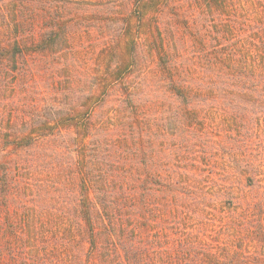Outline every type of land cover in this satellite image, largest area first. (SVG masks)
Listing matches in <instances>:
<instances>
[{
  "label": "rangeland",
  "instance_id": "1",
  "mask_svg": "<svg viewBox=\"0 0 264 264\" xmlns=\"http://www.w3.org/2000/svg\"><path fill=\"white\" fill-rule=\"evenodd\" d=\"M0 7V264H264V0Z\"/></svg>",
  "mask_w": 264,
  "mask_h": 264
},
{
  "label": "trees",
  "instance_id": "2",
  "mask_svg": "<svg viewBox=\"0 0 264 264\" xmlns=\"http://www.w3.org/2000/svg\"><path fill=\"white\" fill-rule=\"evenodd\" d=\"M0 15H3L2 14V8L0 7ZM4 29H7L6 25H1L0 26V30H4ZM44 47H38V49H43ZM264 57V47L263 49L261 50V53H259L257 55V61L261 58ZM175 79L172 80L171 78V83H172V89H174V91L177 93L178 96L188 100V98L191 96V95H188V91L191 90V88L189 86H177L175 84ZM102 221H104L102 218H101ZM110 221V220H109ZM88 223L90 224V227H92V222H91V219L88 218ZM112 225V224H111ZM89 230L88 232V240L91 244V247L94 246L95 242L96 241H103L104 243L106 244H109L110 248H106V250H95V253H93V257H96V256H99V257H104V256H110V254L112 255V253H114L115 255H120V252L122 251L123 255H125L127 258H129V256H146V250L145 248L143 247H138V246H135L133 244V238L132 236H128V235H125L124 232H116L114 228H106L107 230H103L102 232H96L94 229H91ZM11 228H9V236L11 238ZM23 241H19L17 245H21ZM237 244H239L237 242ZM6 246V245H5ZM16 245L11 243L10 241H8V251L10 253L11 256L14 255L13 253V247H15ZM234 248H236V244L234 245ZM171 250V249H170ZM172 251V250H171ZM177 252L176 253H173L174 254V258L172 259H176V256H181V257H186L185 252H183L181 250V248H179V250H176ZM110 254H109V253ZM237 252V251H235ZM234 254V253H233Z\"/></svg>",
  "mask_w": 264,
  "mask_h": 264
}]
</instances>
